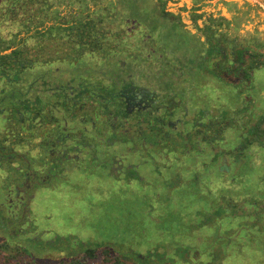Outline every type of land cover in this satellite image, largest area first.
Segmentation results:
<instances>
[{
  "label": "trees",
  "instance_id": "trees-1",
  "mask_svg": "<svg viewBox=\"0 0 264 264\" xmlns=\"http://www.w3.org/2000/svg\"><path fill=\"white\" fill-rule=\"evenodd\" d=\"M63 2L66 0H0V26L4 24L9 28V37L0 34V169L13 170L14 164L20 165L21 160H25L17 149L24 142L34 143L36 147L40 145L38 153L30 157L34 162L37 158L48 156L51 151L50 168L56 167L51 171V179L59 177L53 172L66 173L69 168L75 167L88 171L93 170L95 165L97 168L107 167L109 175L124 184L129 181L144 182L146 180L138 171L141 164L154 165L158 170L161 163L164 168H170L175 163L176 168L168 176L167 186L173 188L180 182H187V176L182 173L193 171L200 190L199 184L203 179L198 175L200 170L205 171L206 164L211 175L206 180L209 182L219 181L225 175V160L228 171L232 169V164L235 168L244 162L251 168L256 166L255 157L261 152L254 146L258 143L264 150V127L259 125L264 123V117L256 120L255 125H245L246 131L243 132L232 123L238 115L213 116L209 112L205 115L204 109L208 107L202 103L193 105L200 107L194 109L196 117L188 115L180 120L176 130L167 124L173 119L167 113L158 117L145 114L139 122L135 117L128 116L121 96V91L127 86L124 81L127 72L117 68L122 59H116L119 54L114 49L107 50L109 43L105 42L108 38L96 29L91 17L81 18L78 13H71V18L67 19L68 14L61 13ZM118 40L119 47L126 45L124 37ZM58 48L62 49L61 52ZM9 49L11 51L3 53ZM127 57L133 58L130 55ZM141 65L145 69L141 73L152 74L150 68L146 69L148 64ZM113 66L117 87L113 86V78L109 77ZM130 80L133 81V77ZM29 127L28 138L18 133V129L26 133ZM226 129L233 131L227 137L224 135ZM234 136L238 141L227 148V141ZM225 138L226 142H223ZM10 144L16 147L10 148ZM42 145L47 147L44 151H41ZM130 156H137V159L132 161ZM21 170L23 174L29 172L26 167ZM213 173L214 176H221L214 177ZM180 174L186 177L185 181ZM65 176L60 174V177ZM238 177L242 178L230 177L231 183ZM11 181L7 188H3L0 180V264H178L181 260L193 264H218L222 252L240 245L239 239H234L241 229L244 231L242 237L252 232L264 234V189L248 191L229 185L232 187L230 192L227 191L229 187H221L205 193V219L193 224V230L205 226V232L210 234V239H206L208 245L203 244L201 251L188 241L186 247L175 244L171 249L173 254L158 251V246L163 243L157 244V241L168 240L174 233L176 236L183 234L164 228L155 229L154 235L140 230L137 236L132 237L131 234V242L120 236L81 238L73 245L50 240L48 246L36 247L38 253L33 254L30 250L35 241L31 238L36 233H31L34 227L39 230L38 225L30 220L35 214L32 205L29 214L16 208L7 211L13 208L6 200V192L14 188V179ZM146 182L153 184L152 179ZM148 192L143 193L146 198L157 202L153 195L159 192ZM239 195L243 196L241 203L237 199ZM208 197L209 202L206 201ZM156 204L152 219H162L169 214V210L163 214L160 204ZM196 215L193 213L190 217L193 222ZM23 223L27 228L24 231L21 227ZM234 226L236 230L232 229ZM145 235L147 241L152 239L154 244L146 242L142 251L139 248L144 244L140 240ZM163 235L165 239L159 240ZM199 235L202 236V233ZM127 242L133 248L129 250L138 251L131 253L134 258L117 251ZM178 248L183 251L178 253ZM258 249L264 252V246ZM139 252H142L141 255Z\"/></svg>",
  "mask_w": 264,
  "mask_h": 264
},
{
  "label": "rangeland",
  "instance_id": "rangeland-1",
  "mask_svg": "<svg viewBox=\"0 0 264 264\" xmlns=\"http://www.w3.org/2000/svg\"><path fill=\"white\" fill-rule=\"evenodd\" d=\"M166 1L168 12L175 10L177 6H181L182 3H186L187 1L188 7L190 6L189 0ZM235 1L240 2V4L242 1L252 3V0ZM63 3L61 13L68 14L67 19L71 18V13H78L81 18L91 17L94 20L97 26L96 29L100 32H104L108 38L105 42L109 43L107 50L111 51L114 49L119 54L116 59H122L117 68L124 73L131 71L135 63L138 65H145L147 64L146 61L150 62L151 60H155L157 56L155 51L163 53L165 50L172 51L173 49H179L183 50L182 55L186 62L195 63L198 61L196 51L202 48V44L204 43L199 42L192 34H188V31L184 30L181 24L165 20L162 8H159L154 0H66V2ZM225 5H227L229 9H234L233 5L225 3L224 0H204V2L201 3L200 10L205 13V16L210 13L219 15L220 10H225ZM251 8V14L255 12L257 16L253 14L252 17L251 15V18L248 19L244 25L249 29L255 21L260 28H264V4L263 7L253 6ZM187 14L188 10L186 8H181V15L184 18H187ZM222 14L228 16L227 12L224 13L222 11ZM130 21L142 27L141 31L145 30L153 38V47H156V50L150 51L153 54L150 57L151 60H147L148 51L146 52L141 49L139 51L141 55L137 56L136 59L127 57V55H132L134 53L133 51H137L136 49L139 48L137 45H132L134 42H141L142 39H140L139 36L135 37L133 39L134 41L126 40V43H128V41L130 42L131 48L118 46L117 41L123 38V34L126 33L127 24ZM8 29L7 25H1L0 34L9 37L7 33ZM20 36H23V34ZM189 40L193 42V46L197 48L196 50L189 47ZM57 50L61 52L62 49L58 48ZM206 50L207 49H205V51ZM207 52L209 53L210 51L207 50ZM137 53L135 52L134 54ZM166 59L171 61L172 57L168 56ZM111 70L112 73H109V77L113 78L112 84L114 87H117V80L114 81V66ZM153 71L155 72V70ZM221 73V71L214 73L216 82L210 80V78L205 81V79H203L204 77H200L201 82H198L200 86L197 87L199 88V96L201 97L202 94L205 93L206 106L204 107H208L209 113L213 116L223 114L225 117H236V115H238L235 122H232L234 123L233 126L240 127L241 131L244 132L246 131L245 125H255L256 120L264 117V66L259 67L257 72L253 74L252 85H250V87H246L245 83H241L243 86L242 95L241 98H237L235 101L234 98L236 97L237 89L231 88L224 83H218L217 78L219 77L221 79ZM186 74L195 78L197 70H186ZM150 80H152V78ZM153 80V83L148 80V86L155 85L164 95V90L167 92L172 90L173 80L171 77L167 76L165 79H162V77L159 76V78H154ZM201 86L203 87L200 88ZM166 87H169V89ZM245 94L250 98L248 103L254 104V109L246 103ZM185 99L186 98L180 100L185 101ZM188 100V102H190L193 100V97L190 96ZM193 104L196 105L195 102H193ZM193 104H189L188 108H191ZM243 107H245V109H243ZM199 108L198 106L196 109ZM252 110L257 112L256 117H254L255 119L250 113ZM259 125L261 128L264 127V123H260ZM226 130L227 131L224 132L226 137L230 135L229 132H233L230 129ZM18 133L28 138V136H26L28 133H25V130L18 129ZM236 133L237 132L234 131L235 135ZM226 139L227 138H225L223 142H226ZM237 141V136H234L227 141L226 147L231 148ZM35 147L34 143L24 142L21 143L17 149L24 153V155L25 153H27V155L29 154L28 157H30L31 153H36ZM205 148L207 149L206 145ZM254 148L261 152H257L260 154L255 157L257 164L254 168L249 167V165L244 162L239 164L237 168L232 164V169L228 171L225 169L228 166L225 160L224 166L226 167L223 169L226 172L219 181H206L211 178L208 171L209 165L206 164L205 171L200 170V175H198L203 179L202 183L199 184L200 190L198 189V185L196 186L197 183L194 180L195 173L193 171H185L182 173L183 176H187V182H180L173 188L167 186L168 176L170 173L173 174L176 168L175 163H173L174 165H170V168H164L161 163L158 170L155 169L154 165L141 164L138 170L139 174L143 176L146 181L152 179V185L146 184L147 182L144 180V182L129 181L124 184L122 180H117L110 176L105 166L97 168L94 165V169L92 170L91 168V170L88 171L75 167L69 168L66 173L60 171L53 172V174H59V177L50 180L48 184L50 188L42 190L39 188L40 190H35L36 195L34 199H32V202L27 201L24 210H20V212L29 214L28 211H31L32 205L33 214H35V216L31 214L32 217L30 216V220L33 224H37L39 228V230H36V227H34L35 230L31 233H36V235L31 238V240L35 242H33L32 251L30 250V253L37 254L36 247L48 246V241L50 240L73 245L81 238L100 237L108 239L120 236L121 239H127L131 242L133 241L132 237L134 235L137 236L140 230H147L148 233L150 232L151 235H154L155 229L164 228H169L172 231L177 233L181 232L183 234H178L179 236H176L174 233L168 240L163 238L164 235L162 237L160 236L158 238L159 240H165L162 242L157 241V244L163 243V245L160 244L158 246V251L163 250L173 254L174 252H172L171 249H174L175 244H184L182 246L186 247L187 244L185 243L187 241L190 244L193 243L194 247L197 248L196 250L201 251L204 246L203 244L208 245L206 239H210V237H208L210 234L205 232V226L199 227L198 230H193V224L199 223L200 219H205V193H207V191H216L221 187H229V185H232V187L236 189L242 188L248 191L264 189V150L262 149L263 146L258 143ZM207 156L208 152L206 151L205 159H207ZM225 157L226 159L229 158L228 156ZM130 159L135 161L137 156H130ZM23 164L25 165L26 162L24 161ZM19 167L23 169L21 164ZM197 169L199 170L198 167ZM12 171L13 170L8 171L6 168L0 169V180H2L1 187L7 188V185H9L8 183L12 182ZM60 174H65L66 176L60 177ZM212 176H214V173ZM220 176L221 174H218L214 177ZM234 176H242L243 180L238 177L234 183H231L230 177ZM183 179L185 181L186 177H183ZM239 182H241L240 185L238 184ZM232 187H229L230 189L227 191L230 192ZM148 191L153 193L159 192L153 195L157 202H150L148 198H146L147 196L143 193H149ZM242 191L243 190H241L240 193H242ZM237 197L240 203L243 202L242 195ZM206 201H210L209 197L206 198ZM156 203H159L160 207H162L163 214L169 210L167 216L158 220H154L151 217L152 212L157 209ZM160 207L158 212L162 211ZM198 210L199 214L196 215ZM193 213L196 215V221L194 222L190 218L191 216L193 217ZM179 214L180 217L178 216ZM18 223L20 225V220ZM21 227L23 231L27 229L24 223ZM232 229L236 230L237 227L234 226ZM201 233L205 238L199 235ZM131 234L132 237L129 240ZM242 236H244V231L241 229L239 233L235 234L234 239H239L240 245L238 247L234 246L228 248L226 252H222L220 256L221 258L223 257V259L218 258V264H264V252L258 249L259 246H264V234L252 232L248 234L247 237ZM59 238L63 240L60 241ZM140 241L141 244H144L139 248L142 249V251L145 250L146 242L150 241L153 243L152 239L147 241L146 235L145 238H142ZM130 248L133 249L130 247V243L127 242L124 246L119 247L117 251L134 258L131 253H138V251L129 250ZM182 251V249L178 248V253ZM141 253L142 252H139V255H141ZM178 264H193V262L181 260Z\"/></svg>",
  "mask_w": 264,
  "mask_h": 264
},
{
  "label": "flooded vegetation",
  "instance_id": "flooded-vegetation-1",
  "mask_svg": "<svg viewBox=\"0 0 264 264\" xmlns=\"http://www.w3.org/2000/svg\"><path fill=\"white\" fill-rule=\"evenodd\" d=\"M154 1L159 8H162V13L164 14L165 20L181 24V27L184 30H187L188 34H192L195 39L204 44H202V48L196 51L198 61L195 63H188L183 58V50L173 49L172 51L165 50L163 53L156 52V47H153L154 40L151 35L145 30L141 31L142 27L138 26L133 21H130L127 24L128 26L126 27V33L123 34L124 40H133L138 36L140 39H142L141 42L132 43V45H137L139 47L136 49L137 51H132L134 53L139 52L140 49L143 51L145 50L146 52L148 51L147 60H151L150 57L153 55L150 51H155L157 56L155 60H151L150 62L146 61L148 64L146 69L150 68L152 74L141 73L144 71V69L137 63L132 66V70L128 71L124 77V81L127 86H125L124 90L121 91V96L124 102V109L128 113V116L135 117L139 122L141 117L145 114L158 117L164 113H167L170 114L175 120V123L172 121V119L167 124L176 130L178 125H180V120L185 119L188 117V115H190L192 118L196 117V111L194 112L196 107L193 106V102L202 103L206 106L205 93H203L200 97L198 92L199 88H197L200 86V84H198V82H201L200 77H204L203 79H205V81L206 79L210 78V80L216 82L214 73L221 71V79L218 77L217 81L218 83H224L229 85L231 88L237 89V94L234 98L235 101V99L241 98L243 87L241 83H245L246 87H250V85H252L253 74L257 72L259 67L264 66V48L260 47L261 42L256 37V33H248L247 35L243 36L239 32L238 26H236V19L240 17V12H243V14L251 13V7H253V5L250 3H246L243 6L245 9H243V7L237 6V2H233L236 12L234 15H232V23H235L232 24L228 22L227 18L221 15L216 17L209 15L205 16V13L200 10L201 3L204 2V0H189V7L187 1L186 3H182L181 6H177L175 10L171 12L167 11L166 0ZM181 8H186L188 10V14L186 16L187 18H184L181 15ZM223 12L226 13L225 10H223ZM185 21H189V23H186ZM189 43V47L191 49H197L195 46H193V42L191 40H189ZM125 46L130 48L132 47L129 41ZM205 49L209 50L210 52L208 53L207 50L205 51ZM134 53L130 55L133 58L141 55L140 52L137 54ZM168 56L172 57L171 61L166 59ZM189 69L194 71L197 70V75H195V78H192L189 76V74H186V70ZM153 70H155V72ZM151 76L152 80H150ZM159 76H161L162 79H165L167 76H169L173 80V83L171 82L173 84V87H171L172 90L167 92L161 87L165 91V95L161 90H158L155 85L148 86V80L153 83V79H157ZM131 77H133V81L130 80ZM127 79H129V81H127ZM202 87L203 86L200 88ZM166 88L169 89V87ZM190 96L193 97V100L188 102ZM244 96H246V94ZM184 98H186L185 101L180 100ZM249 99V96H246V103H248ZM191 103L193 105L191 108H188V105ZM248 104L254 109L255 106L253 103ZM208 112V108L204 109L205 115L208 114ZM250 113L253 115V118L257 115V112L253 110ZM26 132L28 134L31 132L30 127L26 129ZM10 145V148L16 147L15 145ZM39 147L40 145H37L36 147L37 153L38 149H40ZM44 148L47 147L42 145L41 151H44ZM10 151L14 150H8V152ZM50 153L51 151L47 153L49 158L48 156L40 158L41 160L37 158L35 161L36 163L30 159V157L33 158L35 155L34 153H31L29 158H27L29 154H21L23 158L25 157L24 161L26 164H23V160H21L20 164L23 167H26L29 172L23 174L21 172L23 170H21L19 165L14 164L15 167L13 168L15 169L12 171L14 179V185L12 186L14 188L9 189L8 192H6L8 196L6 200L9 202V204H12L10 207H13L9 209L7 208L8 212L15 208L24 210L27 201L30 202L32 199H34L36 191L40 190L39 188H50L48 184L51 180V171L56 168H50ZM42 155L44 154L42 153ZM19 186H23L24 188L20 189ZM14 214L16 215V213Z\"/></svg>",
  "mask_w": 264,
  "mask_h": 264
},
{
  "label": "crops",
  "instance_id": "crops-1",
  "mask_svg": "<svg viewBox=\"0 0 264 264\" xmlns=\"http://www.w3.org/2000/svg\"><path fill=\"white\" fill-rule=\"evenodd\" d=\"M226 3H229V5H233L234 9H229L227 5H225V10L226 12L228 13V16H224L222 14V11L220 10V13L219 15L227 18L228 22L232 23V15L235 14L236 12V8H235V5L233 4V2H237V6L238 7H243L246 2L245 1H242L241 4L240 2L238 1H235V0H224ZM253 3V4H252ZM252 3H250L251 5L253 6H262L263 7V4H264V0H252ZM243 9H245V7H243ZM253 14L255 16H257V13L253 12ZM253 14H243V12H240L239 15L240 17L238 19H236V26H238V29H239V32L241 33V35L245 36L247 35L248 33H256V37L258 38V40L261 42L260 43V47L261 48H264V28H260V26L257 24V22L254 21V23L252 24V26L248 29L246 28V26L244 25L245 22L251 18V15L253 17ZM209 16H212V17H216L218 15H215L213 13H210L208 14ZM232 24H235L234 22Z\"/></svg>",
  "mask_w": 264,
  "mask_h": 264
},
{
  "label": "water",
  "instance_id": "water-1",
  "mask_svg": "<svg viewBox=\"0 0 264 264\" xmlns=\"http://www.w3.org/2000/svg\"><path fill=\"white\" fill-rule=\"evenodd\" d=\"M223 11V10H222ZM186 23H189V21H185ZM9 51H11V49L10 50H6V51H4L3 53H7V52H9Z\"/></svg>",
  "mask_w": 264,
  "mask_h": 264
}]
</instances>
